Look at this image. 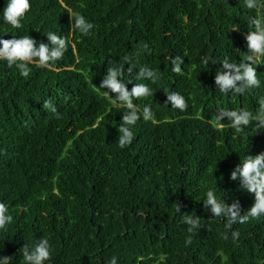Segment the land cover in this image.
<instances>
[{
    "label": "trees",
    "instance_id": "obj_1",
    "mask_svg": "<svg viewBox=\"0 0 264 264\" xmlns=\"http://www.w3.org/2000/svg\"><path fill=\"white\" fill-rule=\"evenodd\" d=\"M6 6L0 0V37L30 35L47 43L51 31L67 40L68 50L49 67L29 65L27 77L0 62V202L12 216L0 230V256L23 264L20 248L47 238L46 264H110L113 258L117 264H264V216L229 228L227 218L203 205L209 190L237 203L241 216L254 203V193L229 177L244 156L264 152V129L253 121L237 133L215 118L220 109L255 116L264 89L222 94L214 82L220 64L203 61H246L248 21L264 15V5L30 0L20 29L4 22ZM77 15L93 23L89 35L71 30ZM177 56L184 57L180 72L173 70ZM126 58L133 73L148 66L158 78L129 76ZM115 66L124 68L129 90L143 83L153 92L133 100L140 109L150 106L153 118L131 126L134 138L124 148L119 128L126 109L98 89ZM171 92L184 96L185 111L166 103ZM49 99L59 118L45 109ZM184 215L198 216L200 228L189 232Z\"/></svg>",
    "mask_w": 264,
    "mask_h": 264
},
{
    "label": "clouds",
    "instance_id": "obj_2",
    "mask_svg": "<svg viewBox=\"0 0 264 264\" xmlns=\"http://www.w3.org/2000/svg\"><path fill=\"white\" fill-rule=\"evenodd\" d=\"M243 2L244 6L251 10L264 5V0H243ZM29 9L30 0H7V6L2 9V18L4 22L10 24L13 28L20 29L23 27L21 20ZM72 21L71 30L78 31L82 36L89 35L90 30L94 27L93 23L83 15L75 16ZM248 24L250 31L245 36V40L249 55L246 61L234 64L230 62L228 57L223 60L205 58L203 61L205 67H207L209 61L213 64H220V67L215 69L214 82L216 89L222 94H243L248 89L258 93L256 89L258 86L261 90L264 89V63L261 61L264 58V15L250 17ZM46 36L47 43H37L30 35L13 36L9 39L0 37V62H6L9 68L16 65L20 74L24 77L30 74L29 65L34 64L38 68L49 67L52 62L61 60L68 50V42L65 38L51 31L46 33ZM183 58L177 56L172 61L174 71H181L180 65L183 63ZM126 63L130 65L127 69L128 75L133 76L135 74V79L155 82L158 78L157 73L148 66H142L137 72L133 73V69L136 67L127 58ZM124 71V68L120 66L107 68L98 88L107 89L104 90L105 95L110 97L114 103L126 109L121 117L123 126L119 128L121 133L119 146L121 148L131 144L134 138L131 126L135 125L141 117L145 120L153 118L150 106L145 105L143 109H140L133 103L134 99L153 95L152 90L143 83L133 84L129 90L126 87V81L122 79ZM127 82L131 83L132 80ZM109 93H114L115 96L112 97ZM167 102H171L173 108L181 111L188 108L184 96L176 92L166 94ZM44 107L59 118L57 108L50 99L44 102ZM254 111L255 116L247 110L220 109L216 114L215 123L219 124L227 121L228 127L240 133L251 122L255 121L257 129L260 131L264 129V102L256 104ZM229 178L233 181L239 180V187L242 190L254 193V203L246 214L239 215V205L237 203L227 204L222 198L217 199L213 190L207 191L203 199L204 208L209 210L214 217L227 218L229 228L234 223L243 224L248 222L250 218L264 216V152L244 156L231 170ZM176 211L180 212L178 206ZM11 221L12 216L8 214L7 205L0 202V230H5ZM181 222L189 226V232H194L201 226L198 216L184 215L181 217ZM231 235L235 240L238 239L239 233L232 232ZM227 238L225 236V239ZM185 243H191V240H186ZM19 251L23 257V264H46L50 259V244L47 238H41L32 245L24 244ZM12 259V256H0V264H11ZM110 264H117L116 258H113Z\"/></svg>",
    "mask_w": 264,
    "mask_h": 264
}]
</instances>
